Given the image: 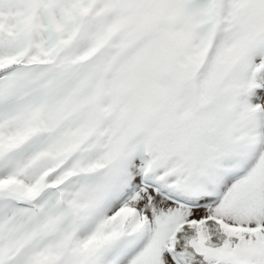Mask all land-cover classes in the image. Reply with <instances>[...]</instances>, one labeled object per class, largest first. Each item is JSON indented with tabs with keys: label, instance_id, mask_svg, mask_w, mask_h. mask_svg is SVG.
Wrapping results in <instances>:
<instances>
[{
	"label": "snow or ice",
	"instance_id": "1",
	"mask_svg": "<svg viewBox=\"0 0 264 264\" xmlns=\"http://www.w3.org/2000/svg\"><path fill=\"white\" fill-rule=\"evenodd\" d=\"M0 264H264V0H0Z\"/></svg>",
	"mask_w": 264,
	"mask_h": 264
}]
</instances>
